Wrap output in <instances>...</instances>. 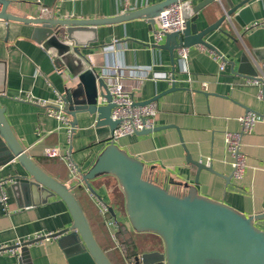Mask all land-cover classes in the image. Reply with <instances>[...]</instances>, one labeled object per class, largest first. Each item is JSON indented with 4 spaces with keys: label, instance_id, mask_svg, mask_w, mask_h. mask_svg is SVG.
I'll list each match as a JSON object with an SVG mask.
<instances>
[{
    "label": "crops",
    "instance_id": "obj_1",
    "mask_svg": "<svg viewBox=\"0 0 264 264\" xmlns=\"http://www.w3.org/2000/svg\"><path fill=\"white\" fill-rule=\"evenodd\" d=\"M6 11L21 16L101 17L114 16L127 10H136L158 0H7ZM199 0L184 1L185 15L189 17L191 5ZM254 20L245 26L224 19L221 29H213L205 40L213 43L220 52L218 57L211 48L189 45L188 67L195 80H184L180 72L177 48L174 49V75L176 88L158 96L154 126L162 125L146 133H130L114 140L116 145L131 156L142 161L143 175L165 186L169 191L184 194L195 186L197 192L229 203L244 214L264 211V99L257 95V86L241 84L243 74L232 72L238 66L243 51L256 69L257 55L264 58V0L248 2ZM48 6L47 12L41 7ZM223 6V7H222ZM225 0H213L198 10L199 28L223 14ZM35 24L0 17V104L13 134L39 166L67 185L73 184L65 160L59 152L67 150L82 173L93 164L110 137L108 124L97 125L93 113L87 110L66 112L73 122L71 133L59 126L60 121L44 113V107L24 99L26 94L42 97L54 102L56 92L62 96L67 92L82 90L78 73L73 69H103L106 59L112 63L140 64L151 69L171 71L167 49L153 45L154 24L145 16H136L117 22L95 26L96 39L80 48L82 56L74 55L70 65L55 62L56 49L43 47L31 36ZM223 30V31H222ZM226 31V32H225ZM114 39L122 47L108 54L102 45ZM256 50V51H255ZM90 55V58H89ZM221 57L225 59L219 68ZM201 80L208 82L206 90L199 88ZM132 84L133 98L146 99L170 87L168 80H127ZM254 110L263 115L251 131L242 134L241 148L245 153L246 167L240 179L231 174L230 154L225 149L224 130H239L237 117L245 110ZM199 160L211 165L214 170L198 167L187 160ZM11 154L0 136V179L22 169L17 158ZM209 159V161H208ZM106 174V173H104ZM91 180L98 196L112 207L108 214L120 225V236L136 243L138 253L151 249H162V238L151 231H137L129 222L124 192L100 184L102 176ZM75 194L84 208L93 235L113 264H146L129 261L119 245L110 235V226L99 211L95 198L86 187L76 185ZM7 193L6 203L0 201V244L12 245L32 238L36 232L49 233L70 226L72 215L64 200L58 195L31 204H16L9 180L1 181ZM255 223L264 229V216ZM119 230V228H118ZM117 230V233H118ZM117 236V234H116ZM118 239V238H117ZM119 240V239H118ZM142 241L144 244H142ZM140 242V243H139ZM141 244V245H140ZM0 264H67L63 249L56 237L43 238L27 245L11 249H0ZM150 264V263H147Z\"/></svg>",
    "mask_w": 264,
    "mask_h": 264
},
{
    "label": "water",
    "instance_id": "obj_2",
    "mask_svg": "<svg viewBox=\"0 0 264 264\" xmlns=\"http://www.w3.org/2000/svg\"><path fill=\"white\" fill-rule=\"evenodd\" d=\"M175 0H158L153 4L127 10L114 16L101 17H70L55 16H21L6 11L7 0H0L2 7L0 17L6 20L16 19L25 23H34L31 36L41 42L43 47L56 49L55 62L70 65L74 55L82 56L80 48L96 39L95 26L101 23L117 22L136 16H145L149 24H154V16L161 8ZM191 1V0H181ZM213 0H199L193 3V12L186 18L182 30H173L165 33L163 41L153 45L165 48L169 52V60L174 69V49L181 45H201L220 52L215 45L205 40V35L213 29H221L220 23L228 19L240 26H245L254 20L248 2L251 0H225L223 14L214 21L199 28L198 10ZM223 7V6H222ZM223 31V30H222ZM226 32V31H225ZM256 51V50H255ZM263 55H257V60ZM225 61L224 57H221ZM240 62L232 72L254 75L256 69L245 51L242 52ZM73 69L79 73L82 83L80 92H67L63 96L66 112L87 110L94 114L97 125L108 124L110 133L117 125L118 119L110 116L113 106L111 94L106 81L98 76L96 69L86 67ZM173 81L170 87L155 93L151 97L135 101L146 103L158 98L162 93L176 88ZM98 96L106 100L101 101ZM264 99V97H263ZM4 106L0 104V136L3 137L9 153V159L17 158L22 169H15L9 180L16 204H31L44 201L49 196L58 194L68 206L72 215L70 226L53 230L49 237H56L63 249L67 264H113L98 241L95 239L90 223L87 220L82 206L79 204L72 184L67 185L52 174L44 171L39 164L25 151L18 138L13 134L8 120L4 115ZM248 110V109H247ZM252 110V109H250ZM261 114V113H260ZM73 123V122H72ZM162 125L151 128H142L137 133H146ZM187 160L198 167L214 170L211 165H205L199 160ZM113 174L124 192L126 213L132 226L138 230L151 231L163 241V250L158 257H151L153 252H143L136 260L150 264H264V229L256 225L255 220L264 216L260 213L244 214L235 207L197 192L195 186L190 187L184 194L173 193L165 186L152 181L143 175L142 161L120 149L110 137L87 172L81 173L85 187L98 195L91 186L90 179L104 174ZM232 174L225 176L226 180ZM81 185V184H77ZM111 211L112 207H110ZM43 237L21 241L20 244L7 245L6 248H17L18 245H27Z\"/></svg>",
    "mask_w": 264,
    "mask_h": 264
},
{
    "label": "built area",
    "instance_id": "obj_3",
    "mask_svg": "<svg viewBox=\"0 0 264 264\" xmlns=\"http://www.w3.org/2000/svg\"><path fill=\"white\" fill-rule=\"evenodd\" d=\"M184 1L175 0L171 3L163 6L161 10L154 16L155 29L153 32L155 41H158L164 37L165 33L171 32L173 30H182L185 26V21L187 16L185 15ZM2 4L0 2V9ZM49 10L48 6H42L41 11L47 12ZM122 45L117 42L116 39L110 43L102 45V49L105 53L111 51H116L121 48ZM188 50L189 46L181 45L177 47V55L180 62V72L184 74L183 79L186 80L189 85L192 83L195 78L189 70L188 67ZM214 51V50H213ZM215 55L218 57V53L215 52ZM90 58V55H89ZM104 67L98 73V76L103 78L106 81L107 88L111 94V101L113 106L110 110V116L113 119H118L117 125L113 128L111 138L113 140L121 138L126 134L134 133L139 131L142 128H151L154 126L155 114H156V102L154 100L146 103H135V98H133L132 84L127 80H141L144 78H150L155 80L157 78H162L168 80L171 84L177 79L173 71L168 70H159L151 69L140 64H126L123 62L112 63L108 59L104 62ZM225 66V61L221 60L219 68L223 69ZM243 84H253L257 86V95L259 98L264 97V58H261L260 61H256V73L254 75L243 74V80L240 82ZM208 87V82L206 80H201L199 83V88L206 90ZM24 99L28 101L36 102L44 107V113L48 116H53L60 121L61 127H63L67 135L71 133L73 124L70 118L67 116V113L64 109L65 101L63 96L56 92V97L54 102L48 103L42 97L34 96L31 94H26ZM98 99L102 102L106 99L102 96H98ZM263 115L254 110H245L243 114L237 117L240 128L239 130L227 129L224 130V143L225 149L228 150L230 154V165L232 166L231 174L234 178L240 179L245 170V153L241 148L242 145V134L246 131H251L255 123L262 120ZM52 152L60 154V156L65 160L67 168L70 172V178L74 180L75 183L81 184L85 187L81 179V173L79 165L74 162L70 156V153L65 150L59 152L57 148H51ZM209 161V159H208ZM88 189V187H86ZM89 190V189H88ZM91 195L95 198L97 205L99 206L100 213L104 216L105 222L110 226V235L113 240L119 245V240L117 239V230L119 224L116 221L115 217L108 214L110 205L107 202H104L98 195L89 190ZM7 193L4 189L1 188L0 181V201L3 204L6 203ZM49 233H40L36 232L32 238L43 235V238H48ZM31 239V238H28ZM39 239V240H41ZM15 244H20L21 240L18 239L15 241ZM6 244H0V249H5ZM14 251V248H8Z\"/></svg>",
    "mask_w": 264,
    "mask_h": 264
},
{
    "label": "trees",
    "instance_id": "obj_4",
    "mask_svg": "<svg viewBox=\"0 0 264 264\" xmlns=\"http://www.w3.org/2000/svg\"><path fill=\"white\" fill-rule=\"evenodd\" d=\"M77 183H73L72 184V188H73V191L75 193V187ZM78 202H79V199L77 197V195L75 194ZM80 204V202H79ZM81 205V204H80ZM82 206V205H81ZM83 208V206H82ZM84 210V208H83ZM121 228H120V225H119V230H118V233H117V238L119 239V248L120 250L122 251L123 255L129 260V261H135L136 260V255L138 253V247L136 245L135 242H133L131 239L127 238L126 236H120L119 232H120ZM103 249V248H102Z\"/></svg>",
    "mask_w": 264,
    "mask_h": 264
},
{
    "label": "rangeland",
    "instance_id": "obj_5",
    "mask_svg": "<svg viewBox=\"0 0 264 264\" xmlns=\"http://www.w3.org/2000/svg\"><path fill=\"white\" fill-rule=\"evenodd\" d=\"M95 178V177H94ZM94 178H92V179H94ZM92 179H90V182H91V180ZM103 182H100V184H104L105 186H107V187H110L111 189H118V191H120V192H117V193H119V194H121V192H123V190H122V188H121V186L118 184V181H117V178L113 175V174H111V173H106V174H104L103 176H102V179H101ZM91 184V186L94 188V190H96L97 191V188L96 187H94L93 186V184L92 183H90ZM136 230V229H135ZM138 231V230H137ZM140 243V242H139ZM142 244H144L143 243V241H142ZM141 245V244H140ZM162 246H163V241H162ZM163 250V248L162 249H151V250H143V251H141L139 254H137L139 257H141V255H142V253L143 252H145V253H149V252H153V254H149L151 257H154V258H156V256L158 257V255H156V254H158L159 252H161ZM159 258V257H158ZM141 261V260H140Z\"/></svg>",
    "mask_w": 264,
    "mask_h": 264
}]
</instances>
